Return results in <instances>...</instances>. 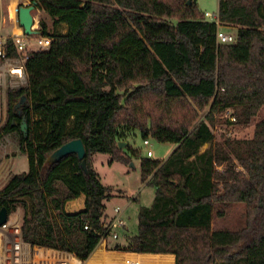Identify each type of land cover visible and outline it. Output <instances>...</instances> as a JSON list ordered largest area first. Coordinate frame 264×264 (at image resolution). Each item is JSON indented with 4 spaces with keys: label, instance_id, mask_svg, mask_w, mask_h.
Segmentation results:
<instances>
[{
    "label": "trees",
    "instance_id": "16d2710c",
    "mask_svg": "<svg viewBox=\"0 0 264 264\" xmlns=\"http://www.w3.org/2000/svg\"><path fill=\"white\" fill-rule=\"evenodd\" d=\"M31 1L51 20L38 33L51 42L24 62L26 84L6 90L0 128L1 136L18 133L28 161L0 189L8 216L24 209L22 240L82 261L92 255L114 196L91 166L103 153L125 164L139 158L141 182L155 188L152 204L138 210L137 233L107 242L110 250L173 254L175 264H264V117L249 139L214 144L212 133L214 113L232 108L247 124L264 106V0H219L218 23L194 0ZM221 25L236 29L234 42H217ZM5 56L17 57L10 37ZM23 95L29 104L20 114L14 105ZM190 102L202 112L209 106L202 119ZM134 130L176 148L165 160L127 155L117 143ZM76 138L86 172L75 154L46 162ZM81 195L84 209L66 212ZM227 203L245 204L244 226L212 230L216 205Z\"/></svg>",
    "mask_w": 264,
    "mask_h": 264
},
{
    "label": "rangeland",
    "instance_id": "374dc122",
    "mask_svg": "<svg viewBox=\"0 0 264 264\" xmlns=\"http://www.w3.org/2000/svg\"><path fill=\"white\" fill-rule=\"evenodd\" d=\"M11 0H3V4L9 5ZM195 6L200 13L205 14L206 12L213 14L216 18L218 12L219 0H194ZM18 6H26L35 4L31 0H17ZM2 11L1 22V33L2 37L7 35L11 29H14L15 33H18V21L17 15L11 14L9 18L7 9ZM34 17V29L40 30V21L43 20L50 26V18L35 8L32 11ZM206 20L213 21L214 18L206 17ZM175 21V20H173ZM224 32L235 35L236 29L231 27L222 26L220 27ZM59 31L64 33L66 31V25L62 24ZM4 34V35H3ZM37 35V34H36ZM27 36V43L30 45V50H37V45L35 43V36ZM39 35V34H38ZM0 80L4 82V86H0V128L4 125L7 118V107H6V90L10 88V79L7 76L0 77ZM28 101L22 103L18 108L22 111L24 105H28ZM189 107L195 110L196 115L199 119H202L205 113L209 110V106L202 111H198L195 106L190 102ZM178 109V108H176ZM180 110V109H179ZM234 109L228 108L223 112L214 113V125L212 127V133L214 136V144H223L224 138L231 139H249L253 136L255 124L264 117V106H262L257 115L250 120L247 124L237 123L234 115ZM21 114V112H20ZM126 146L121 150L130 155V150H135L138 152L139 156L147 157L146 152L151 150L152 155L150 158L152 160H165L171 152L176 148V145L170 142H158L155 139L148 137L149 145L143 144V139L140 136L138 130H134L126 135L125 140ZM209 147V144H204L200 148V152H203ZM133 163V166L130 164ZM91 166L98 174L101 183L104 186L110 187L112 189L113 197L106 202L105 209V220L113 215V209L119 207L122 209V216L125 221V227L117 229L118 239L117 241L123 242L125 236H131L137 233L138 230V220L137 214L141 207H149L154 199L155 188L152 185L141 182L140 178V162L139 158H132L131 162L128 164L122 163L120 161H111V157L108 154L95 153L91 156ZM220 170L223 169L221 166ZM241 169V167H237ZM28 170L27 156L19 151L18 148V133L13 132L5 135H0V189L13 174H19L26 172ZM69 202L65 204L68 207ZM24 215V209L22 206H18L8 218L16 219L20 223ZM246 206L244 203H227L218 204L212 214L211 219V229H228V230H238L245 224ZM112 239H108V245ZM106 245V248H108ZM99 244L93 251L92 255L89 257L93 263L102 262V257L100 253L102 250L98 251ZM237 251L236 248L232 250ZM136 259V255H132ZM124 255L117 254L112 257V259L106 264H121ZM139 261V260H138ZM105 263V262H102ZM148 264H158L155 260L147 262ZM231 264H241L235 261Z\"/></svg>",
    "mask_w": 264,
    "mask_h": 264
},
{
    "label": "built area",
    "instance_id": "2783aa9c",
    "mask_svg": "<svg viewBox=\"0 0 264 264\" xmlns=\"http://www.w3.org/2000/svg\"><path fill=\"white\" fill-rule=\"evenodd\" d=\"M18 3L14 7V15H17ZM3 0H0V15L2 19V11L5 9ZM9 18L11 12L8 5L6 6ZM205 17L214 18V22L218 23V17L206 12ZM218 26L216 31V40L219 44H229L235 41V35L224 32ZM1 30V22H0ZM12 40L13 47L17 53V57L9 58L5 56V39L0 35V77L7 76L10 79V88L20 87L26 84V75L23 64L29 58L30 45L27 43V36L22 32L9 36ZM35 43L37 50L47 49L50 45L51 39L48 37L36 35ZM36 51V50H35ZM4 83L0 80V86ZM144 145H149V141L143 140ZM152 155L151 150L146 152V156ZM122 209L115 207L113 215L107 218L104 223V232L100 233L99 247H106L107 240L118 239L117 229L125 227V221L122 216ZM9 217V216H8ZM87 229V226H84ZM88 260V259H87ZM74 254L66 251L55 250L42 246H32L22 240L21 223L12 218L0 225V264H86ZM123 264H139L136 258H126Z\"/></svg>",
    "mask_w": 264,
    "mask_h": 264
},
{
    "label": "water",
    "instance_id": "95a60500",
    "mask_svg": "<svg viewBox=\"0 0 264 264\" xmlns=\"http://www.w3.org/2000/svg\"><path fill=\"white\" fill-rule=\"evenodd\" d=\"M35 3V2H34ZM188 4H190V1H188ZM35 8V4L26 5V6H18L17 8V21L18 26L20 29H22V32L27 35H36L38 33L37 30L34 29V17L32 15V11ZM27 101V97L25 95L21 96L20 99L15 103L14 109L17 112H20L18 109L22 103ZM29 104V103H28ZM20 128L23 133H26V123L23 120ZM118 148L122 149L126 146V142L124 141H118L117 143ZM69 154H75L77 158L80 160V165L83 171H87L86 168V162H85V155L86 150L84 147V144L80 138L72 139L64 144H62L60 147L55 149L46 159V162L48 164H54L59 162L63 157L69 155ZM130 166H133V163L130 164ZM8 219V212L5 207L0 208V225L4 224Z\"/></svg>",
    "mask_w": 264,
    "mask_h": 264
},
{
    "label": "crops",
    "instance_id": "0c3cea01",
    "mask_svg": "<svg viewBox=\"0 0 264 264\" xmlns=\"http://www.w3.org/2000/svg\"><path fill=\"white\" fill-rule=\"evenodd\" d=\"M16 2H17V0H16ZM8 7H9V5H8ZM17 29L20 32V28H17ZM35 30H37V29H35ZM18 33H15L14 32V29H11L7 35H4L3 34L4 36L3 37L1 36V37L3 39H6L7 37H9L11 35L18 34ZM38 33H39V31H38ZM38 33H37V35H38ZM0 35H2L1 30H0ZM0 64H1V61H0ZM0 68H1V66H0ZM78 199H80L82 201V204L80 205V207H78V209H75L74 210L70 206H68V207H66V212H68V213H75V212H78V211L84 209L85 197L83 195H81L79 198H77L75 200L69 201V203L70 204L71 203H74V202L78 201ZM100 250L103 251V252L100 253V256L102 257V262H105V263L97 262L96 264H106V262L110 261L112 259V257L115 256V255H117V254L124 255V258H123V261H122L121 264H123V262H124V260L126 258H135L132 255H149V254H144V253H132V252H124V251H113V250H108L106 247H103V246H101V247L98 248V251H100ZM161 255H169L170 257H172L173 264H175V256L173 254H161ZM86 264H95V263H93V261H91V258H88V260L86 261ZM140 264H148V263L147 262H141Z\"/></svg>",
    "mask_w": 264,
    "mask_h": 264
},
{
    "label": "bare ground",
    "instance_id": "6f19581e",
    "mask_svg": "<svg viewBox=\"0 0 264 264\" xmlns=\"http://www.w3.org/2000/svg\"><path fill=\"white\" fill-rule=\"evenodd\" d=\"M15 5H16V0H11L9 4V10L11 14L14 13ZM81 204H82V201L78 199V201L71 203L68 206H70L72 209L75 210V209H78V207H80ZM136 257L138 258L137 260H139L138 261L139 264L141 262H148V261L151 262L152 260H155V262H157L158 264H173L172 257H170L169 255L149 254V255H136Z\"/></svg>",
    "mask_w": 264,
    "mask_h": 264
}]
</instances>
